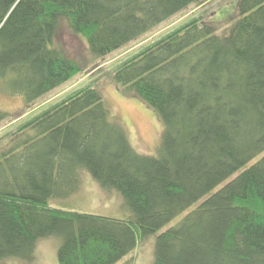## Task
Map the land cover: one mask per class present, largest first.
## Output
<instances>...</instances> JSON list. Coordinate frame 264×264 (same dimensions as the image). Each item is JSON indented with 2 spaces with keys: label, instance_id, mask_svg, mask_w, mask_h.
<instances>
[{
  "label": "trees",
  "instance_id": "obj_1",
  "mask_svg": "<svg viewBox=\"0 0 264 264\" xmlns=\"http://www.w3.org/2000/svg\"><path fill=\"white\" fill-rule=\"evenodd\" d=\"M201 1L0 0V89L30 104L85 69L54 44L62 22L104 58ZM238 10L228 35L192 16L110 72L162 118L156 155L134 149L94 81L0 137V260L33 262L54 235L59 264H118L264 152V0ZM84 171L121 194L124 218L49 204ZM153 264H264V156L160 232Z\"/></svg>",
  "mask_w": 264,
  "mask_h": 264
},
{
  "label": "rangeland",
  "instance_id": "obj_2",
  "mask_svg": "<svg viewBox=\"0 0 264 264\" xmlns=\"http://www.w3.org/2000/svg\"><path fill=\"white\" fill-rule=\"evenodd\" d=\"M199 14H203L205 19L211 20L215 24L218 33L224 31L228 35L231 28L240 18L238 0H204L194 3L142 37L104 58L92 56L88 51L85 39L81 35L73 33L68 24L62 22L54 44L56 47L62 48L72 58L86 64L85 69L68 82L30 104H26L21 95L8 94L0 89V109L10 114V117L6 121L0 123V137L14 128L19 122L63 99L71 91L86 84H91L94 81V84L99 88L103 96L107 108L110 110L112 119L119 122L125 128L134 149L141 154L156 155L164 130L162 118L157 111L147 105L138 96L127 93L114 78L110 77V72L120 60L136 52L141 46L143 47L152 42L189 17ZM5 142H1L0 144ZM263 156L264 152L198 203L172 220L160 232L177 225L206 197L219 190L224 184L235 178L240 172L257 162ZM49 204L53 207L66 210L117 218H124L128 213L127 209L124 208L121 194L117 190L104 189L87 171H84L82 174V183L76 193L69 197L52 198ZM160 232L140 240L137 248L120 263L122 264L126 259L134 257L135 264H153L156 238ZM60 244L61 240L58 236L51 235L40 238L36 245V259L33 262H28L17 257H9L0 260V264H59L57 253Z\"/></svg>",
  "mask_w": 264,
  "mask_h": 264
}]
</instances>
